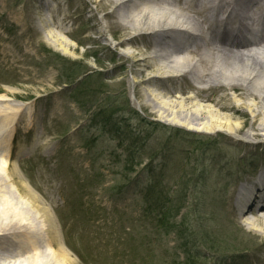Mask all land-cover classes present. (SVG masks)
Listing matches in <instances>:
<instances>
[{
	"label": "rangeland",
	"instance_id": "obj_1",
	"mask_svg": "<svg viewBox=\"0 0 264 264\" xmlns=\"http://www.w3.org/2000/svg\"><path fill=\"white\" fill-rule=\"evenodd\" d=\"M99 1L0 0V95L23 106L8 125L0 114V141L14 133L0 164L7 162L16 181L53 211L77 257L73 264H264V239L230 210L235 191L251 192L264 171L263 136L181 131L150 114L145 105L153 108L155 90H135L142 67H133L119 46L137 33L108 19L113 9L101 10ZM62 12L70 34L47 30L69 43L68 53L37 26L38 19L59 21ZM149 41H134L131 53L152 55ZM260 112L238 123L247 121L252 133ZM0 174L20 210L8 176ZM149 193L160 201L157 210L147 208ZM26 224L0 219L6 228L0 264H12V255L31 260L18 254ZM182 224L189 231L180 235Z\"/></svg>",
	"mask_w": 264,
	"mask_h": 264
},
{
	"label": "bare ground",
	"instance_id": "obj_2",
	"mask_svg": "<svg viewBox=\"0 0 264 264\" xmlns=\"http://www.w3.org/2000/svg\"><path fill=\"white\" fill-rule=\"evenodd\" d=\"M103 1H99L101 10L113 9L106 15L108 19L114 18L126 31L137 33L134 38L121 41L119 46L124 48V54L133 67H142L133 84L135 90L147 85L155 90V93L149 90L154 99L153 108L144 104L150 114L155 113L159 119L179 126L175 128H181V131L185 128L189 132H225L264 138V117L259 119L260 124H257L258 120L252 123V133L246 130L247 121L238 123L240 117L243 119L253 109L260 110V113L264 111V38L253 43H236L226 37L214 40L220 29H223L222 34L229 31L234 39L239 37L238 25L246 28L261 18L259 15L264 9L261 0H248L251 3L250 12L243 18L236 14L242 7L241 0ZM55 10L48 7L53 16ZM66 16L62 12L59 21L53 18V22L48 24L38 19L37 26L45 31L54 26L61 34L68 35ZM227 26L230 28L225 31ZM101 33L105 35L103 31ZM47 36L50 40L56 38L53 41L62 46L61 51L68 53L70 45L62 36L58 37L48 30ZM146 38L150 39L148 44L153 48L152 55L146 56L140 51L131 53L133 42ZM181 82L184 84L180 87L169 86ZM7 98L0 95V114H3L0 116L8 125L19 112H23V106L10 104L11 100ZM12 139L13 133L0 141V149L5 154L11 151ZM6 163L0 164V172L5 171L22 208L19 210L20 206L14 204L7 185L3 188L4 185L0 184V219L8 216L27 223L29 230L27 228L18 236L21 247L18 254L31 259L20 261L12 255V264H73L75 259L60 239L51 209L44 205L41 207L38 195L31 186L16 181V171H10ZM2 176L4 174H0V180ZM250 185L253 188L251 193L244 187L235 191L237 203L232 204L230 210L234 218L240 217L245 227L264 239V200L261 206L259 201L264 199V171ZM244 199V209L241 210V200ZM257 204L259 208H255ZM33 221L41 224L40 230L33 226ZM5 229L0 225V239L6 236ZM30 252L34 255L28 256Z\"/></svg>",
	"mask_w": 264,
	"mask_h": 264
},
{
	"label": "trees",
	"instance_id": "obj_3",
	"mask_svg": "<svg viewBox=\"0 0 264 264\" xmlns=\"http://www.w3.org/2000/svg\"><path fill=\"white\" fill-rule=\"evenodd\" d=\"M157 196V195H156ZM157 198V197H156ZM154 196H153V193H152V195L149 193L148 194V196H147V199H148V202H147V208L149 209V211H150V209H152V210H157V206L159 205V199H156ZM156 199V200H155ZM159 207V206H158ZM160 208V207H159ZM161 208H164V205H163V207H161ZM178 228V227H177ZM184 228V224H182L181 226H180V230H179V228H178V233L180 234V235H183L185 232H187L188 233V227L186 228V229H183Z\"/></svg>",
	"mask_w": 264,
	"mask_h": 264
}]
</instances>
